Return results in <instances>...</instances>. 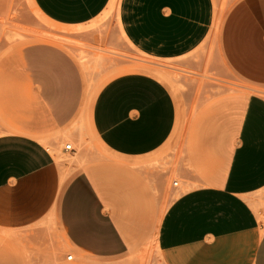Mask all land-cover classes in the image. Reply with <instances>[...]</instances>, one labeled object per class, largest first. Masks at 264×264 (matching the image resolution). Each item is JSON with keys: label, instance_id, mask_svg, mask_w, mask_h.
I'll use <instances>...</instances> for the list:
<instances>
[{"label": "crops", "instance_id": "0c3cea01", "mask_svg": "<svg viewBox=\"0 0 264 264\" xmlns=\"http://www.w3.org/2000/svg\"><path fill=\"white\" fill-rule=\"evenodd\" d=\"M34 2L57 25L83 26L110 0ZM215 10L216 0H120L118 24L144 56L182 60L209 45ZM216 36L220 57L243 85L204 83L214 91L184 129L176 166L182 186L158 223L163 264H264V0H237L222 12ZM12 57L22 83L19 100L0 102V230L55 222L80 254L127 253L147 231L174 169L177 156L168 167L158 157L179 118L173 93L147 71L108 80L90 111L105 161L67 173L47 145L60 136L37 130L71 134L85 95L82 69L45 40L15 45ZM197 89L189 84L187 98Z\"/></svg>", "mask_w": 264, "mask_h": 264}, {"label": "rangeland", "instance_id": "374dc122", "mask_svg": "<svg viewBox=\"0 0 264 264\" xmlns=\"http://www.w3.org/2000/svg\"><path fill=\"white\" fill-rule=\"evenodd\" d=\"M219 1L224 13H227L237 0ZM216 32L217 28L209 38V45L203 44L190 58L165 62L144 56L125 40L116 10L104 13L83 26L62 27L42 15L33 0H0V102L9 101L11 97L15 101L19 100L18 84L22 83V79L13 61V47L26 41L42 40V34L44 40L50 36L52 38L54 34L53 37L60 36L58 40L62 39L63 47L75 57L80 67L85 65L88 74L93 77L90 76L95 94L118 74L147 71L170 88L179 112L175 134L158 153L166 167L169 166L171 155L177 156L174 158V169L168 176L167 189L162 194L160 204L157 203L156 208L151 210L153 217L145 225L147 231L137 235L127 253L116 257L80 254L68 244L53 222L19 230H0V264H163L155 243L158 223L166 206L179 194L178 189L182 186L176 166L180 167L184 156V129L193 109L214 91L204 89V83L220 81L226 88L243 85L220 57ZM191 61L195 66L190 64ZM138 65L150 68L145 70L138 68ZM192 82H197L198 89L191 100L187 98L186 92ZM72 128L71 134L50 129L37 131L48 138L54 134L60 136L56 144L47 141V145L57 151V158L67 173L104 163L107 152L94 135L89 110L80 114ZM66 143H72L74 150L67 151ZM176 181L179 182L178 186L174 184ZM70 254L73 259L69 260L67 256Z\"/></svg>", "mask_w": 264, "mask_h": 264}, {"label": "bare ground", "instance_id": "6f19581e", "mask_svg": "<svg viewBox=\"0 0 264 264\" xmlns=\"http://www.w3.org/2000/svg\"><path fill=\"white\" fill-rule=\"evenodd\" d=\"M33 3H34V5H35V2H34V0H33ZM119 3H120V0H110V2H109V4H108V6L106 7V9L103 11V13L102 14H104V13H108L109 11H112V10H116V12H117V16H119L118 15V9H119ZM36 6V5H35ZM36 8H37V6H36ZM37 10L43 15V13L37 8ZM222 12H223V9H222V7H221V5H220V2L218 1V0H216V10H215V21H214V25H213V30H212V33H211V36L214 34V31H215V29L218 27V22H219V18H220V16L222 15ZM101 14V15H102ZM100 15V16H101ZM119 19V18H118ZM63 27V26H62ZM68 27H78V26H68ZM45 35H48V34H45ZM53 35L54 34H52V38H51V36L49 37V38H47V39H45V41H50V42H52V43H56V44H58L59 46H62L63 47V43L61 42L62 41V39H60L61 41H59L58 39L60 38V36H54L53 37ZM43 34H42V36H40L41 37V39L42 40H44L43 39ZM59 37V38H58ZM138 68H142V69H145V70H147V69H149L150 67L149 66H146V65H138ZM81 69H82V72H83V76H84V82H85V95H84V100H83V105H82V108H81V110H80V112L78 113V115H77V118L75 119V121H77L78 120V118L80 117V114L83 112V111H87V110H89V113H90V111H91V108H92V105H93V102H94V100H95V97H96V95H97V92H96V94L94 93V91H93V88H92V83H91V75H89L88 74V72H87V70H86V68H85V65H83L82 64V66H81ZM90 73V72H89ZM91 76V77H90ZM93 78V77H92ZM99 91V90H98ZM75 121H73V123H71L70 125H69V128H72V126H74V122ZM94 131V130H93ZM94 135H96V133L94 134ZM97 136V135H96ZM97 138L99 139V137L97 136ZM99 141L101 142V140L99 139ZM101 144H103L102 142H101ZM52 148H54V147H52ZM52 150V149H51ZM53 151H55L54 149H53ZM57 155H58V153H57ZM164 207H165V205H164ZM167 207V206H166ZM163 214V213H162ZM157 233V232H156ZM152 239H154V238H152ZM155 240H156V242L155 243H157V234H156V237H155ZM154 241V240H153Z\"/></svg>", "mask_w": 264, "mask_h": 264}, {"label": "built area", "instance_id": "2783aa9c", "mask_svg": "<svg viewBox=\"0 0 264 264\" xmlns=\"http://www.w3.org/2000/svg\"><path fill=\"white\" fill-rule=\"evenodd\" d=\"M65 149L67 150V151H73L74 150V147H73V145H72V143H66V145H65ZM174 184L176 185L177 184V181L176 182H174ZM67 259H73V255H68L67 256Z\"/></svg>", "mask_w": 264, "mask_h": 264}]
</instances>
